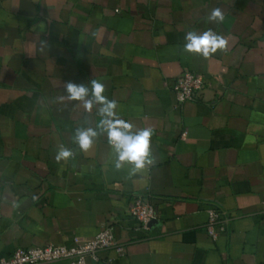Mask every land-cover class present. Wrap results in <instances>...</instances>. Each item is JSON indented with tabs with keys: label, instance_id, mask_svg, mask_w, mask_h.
Masks as SVG:
<instances>
[{
	"label": "crops",
	"instance_id": "crops-1",
	"mask_svg": "<svg viewBox=\"0 0 264 264\" xmlns=\"http://www.w3.org/2000/svg\"><path fill=\"white\" fill-rule=\"evenodd\" d=\"M209 30L226 48L185 51L189 31ZM185 69L205 85L178 103ZM93 79L132 131L153 130V163L135 175L115 168L99 105L65 93ZM60 148L72 156L57 162ZM137 198L158 208L147 231L129 214ZM210 208L227 219L216 240ZM105 226L124 252L87 264H264V0H0V255Z\"/></svg>",
	"mask_w": 264,
	"mask_h": 264
},
{
	"label": "clouds",
	"instance_id": "clouds-1",
	"mask_svg": "<svg viewBox=\"0 0 264 264\" xmlns=\"http://www.w3.org/2000/svg\"><path fill=\"white\" fill-rule=\"evenodd\" d=\"M208 20L222 22L224 14L219 8L213 9ZM185 40V51L200 54L205 58L219 49L226 48L228 44L225 37L211 30L202 34L189 31ZM104 91L103 83L95 79L91 80V88L85 83L77 84L74 82H67L65 86V93L68 98L74 101H83L86 109L90 110L94 104L99 105L98 111L101 116L99 127L107 133L108 142L115 158V168L121 169L128 165L130 166V174L135 175L153 163L151 152L153 130L144 128L139 131H132L133 125L118 118L115 111L116 103L108 100L103 94ZM97 134V130L92 127L78 128L74 135V141L82 151L88 152L92 148ZM70 156H72V152L69 149L60 148L55 159L60 162L67 160Z\"/></svg>",
	"mask_w": 264,
	"mask_h": 264
},
{
	"label": "built area",
	"instance_id": "built-area-1",
	"mask_svg": "<svg viewBox=\"0 0 264 264\" xmlns=\"http://www.w3.org/2000/svg\"><path fill=\"white\" fill-rule=\"evenodd\" d=\"M204 85L205 80L202 75L185 69L175 79L172 89L177 102L184 103L195 100ZM129 214L137 220L140 229L147 231L151 222L158 218L159 212L152 201L137 198L130 204ZM207 215L206 233L216 240L219 233L225 231L227 219L223 212L213 208L207 210ZM110 248L119 255L124 252L112 228L105 226L93 237H76L69 244L17 248L10 257L0 255V264H51L58 261H65L67 264H87L88 258L98 261L100 252ZM106 261L108 264H115L113 258H108Z\"/></svg>",
	"mask_w": 264,
	"mask_h": 264
}]
</instances>
